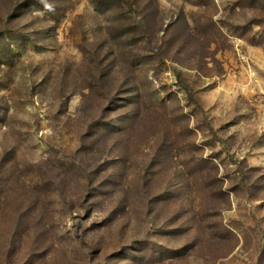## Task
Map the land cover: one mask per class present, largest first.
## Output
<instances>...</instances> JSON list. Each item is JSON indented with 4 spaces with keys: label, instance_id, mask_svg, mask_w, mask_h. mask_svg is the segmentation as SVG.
<instances>
[{
    "label": "rangeland",
    "instance_id": "obj_1",
    "mask_svg": "<svg viewBox=\"0 0 264 264\" xmlns=\"http://www.w3.org/2000/svg\"><path fill=\"white\" fill-rule=\"evenodd\" d=\"M0 264H264V0H0Z\"/></svg>",
    "mask_w": 264,
    "mask_h": 264
}]
</instances>
